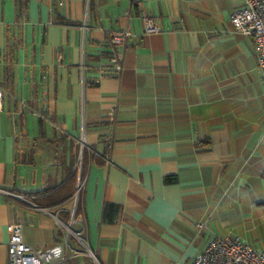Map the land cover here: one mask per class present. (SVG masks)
I'll list each match as a JSON object with an SVG mask.
<instances>
[{
	"label": "crops",
	"instance_id": "obj_1",
	"mask_svg": "<svg viewBox=\"0 0 264 264\" xmlns=\"http://www.w3.org/2000/svg\"><path fill=\"white\" fill-rule=\"evenodd\" d=\"M242 4L0 0V190L46 209L0 192V264L15 223L35 250L62 241L73 203H54L79 178L71 229L100 264H191L217 236L264 250V80L231 24ZM123 30V69L103 75Z\"/></svg>",
	"mask_w": 264,
	"mask_h": 264
},
{
	"label": "built area",
	"instance_id": "obj_2",
	"mask_svg": "<svg viewBox=\"0 0 264 264\" xmlns=\"http://www.w3.org/2000/svg\"><path fill=\"white\" fill-rule=\"evenodd\" d=\"M242 2V6L232 12L231 24L235 30L253 39L257 70L262 74L264 80V0H242ZM141 21L144 33H154L161 30L159 23L151 17L142 16ZM131 36L132 34L128 30L111 32L109 34L107 42L111 49V55L108 61L99 68L101 74H120L123 65L122 55L118 51V48L123 46ZM2 98L3 92L0 89V110ZM115 114L116 110L113 108L106 116L111 127L115 123ZM110 140L109 138L108 152L103 156L106 164H109L110 161ZM79 144L81 149L86 147L83 136ZM94 155L97 156V154ZM82 187L83 181L79 178L76 191L71 197L73 208L71 210L70 223L69 225L61 223L64 229V236L60 243L47 249L35 250L23 241L21 224L15 223L11 226L7 243V264H86L83 259V257H86L84 255L89 257L92 264H100L79 233L71 229L72 224L80 218V215L76 216V204ZM0 192L12 201L21 203L34 210L46 212V209L31 203L23 195L4 190H0ZM81 226L83 230L84 225ZM196 227L197 235H200L204 229V225L196 223ZM191 264H264V250L254 248L239 237L217 236L209 242L203 251L195 255Z\"/></svg>",
	"mask_w": 264,
	"mask_h": 264
},
{
	"label": "trees",
	"instance_id": "obj_3",
	"mask_svg": "<svg viewBox=\"0 0 264 264\" xmlns=\"http://www.w3.org/2000/svg\"><path fill=\"white\" fill-rule=\"evenodd\" d=\"M75 191H76V186H75V190L73 191L72 194L67 195L66 197L55 202L54 204L58 205L67 199H71V197L74 195ZM117 210H118V206L115 204H104L103 208H102L101 220L105 223H113Z\"/></svg>",
	"mask_w": 264,
	"mask_h": 264
},
{
	"label": "rangeland",
	"instance_id": "obj_4",
	"mask_svg": "<svg viewBox=\"0 0 264 264\" xmlns=\"http://www.w3.org/2000/svg\"><path fill=\"white\" fill-rule=\"evenodd\" d=\"M2 100H3V98H2ZM76 247H78L77 245H76ZM82 249V248H81ZM80 249V250H81ZM84 256H86V257H83V259L85 260V262H86V264H92V262H91V260L89 259V257L87 256V255H84Z\"/></svg>",
	"mask_w": 264,
	"mask_h": 264
}]
</instances>
